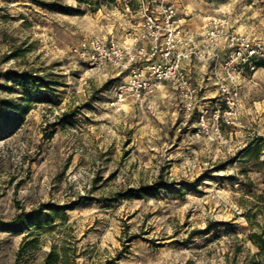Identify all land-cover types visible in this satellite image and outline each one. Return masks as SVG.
Returning a JSON list of instances; mask_svg holds the SVG:
<instances>
[{
  "label": "rangeland",
  "instance_id": "374dc122",
  "mask_svg": "<svg viewBox=\"0 0 264 264\" xmlns=\"http://www.w3.org/2000/svg\"><path fill=\"white\" fill-rule=\"evenodd\" d=\"M173 1L196 30L226 16L264 46V0ZM104 3L0 0V110L18 117L0 119V219L59 210L0 230V264H42L51 248L55 264H247L258 252L247 217L264 219V65L241 82L236 111L218 121L208 111L206 129L169 86L147 105H114L115 69L90 70L69 52L138 19L107 16Z\"/></svg>",
  "mask_w": 264,
  "mask_h": 264
},
{
  "label": "built area",
  "instance_id": "2783aa9c",
  "mask_svg": "<svg viewBox=\"0 0 264 264\" xmlns=\"http://www.w3.org/2000/svg\"><path fill=\"white\" fill-rule=\"evenodd\" d=\"M110 6L105 15L121 11L128 19L122 32L82 38L69 52L90 70L110 67L119 77L114 85L111 103L123 105L128 99L139 106L147 105L162 85L169 86L185 113L198 112V125L207 128L208 111L221 120V111L228 115L241 101V82L246 74L264 65V46L236 32L226 16L208 14L199 30L188 28L178 15L174 1L168 0H105L98 11ZM132 22V23H130ZM126 39L122 43L119 42ZM197 64L207 71L216 88L214 100L204 93L203 86L193 79L184 62Z\"/></svg>",
  "mask_w": 264,
  "mask_h": 264
},
{
  "label": "trees",
  "instance_id": "16d2710c",
  "mask_svg": "<svg viewBox=\"0 0 264 264\" xmlns=\"http://www.w3.org/2000/svg\"><path fill=\"white\" fill-rule=\"evenodd\" d=\"M108 1L112 2L114 0H108ZM22 77L23 74L20 73L11 76V78L14 79V81H18ZM29 79L33 83H36L38 81L40 82L43 80L39 76H35L32 74H29ZM0 119L5 123V125H7V127H12L15 121H17L18 117L14 113L0 110ZM159 185H164V184H162L161 181H157L155 185L152 187V189L154 190L158 189L159 187H161ZM258 197L260 198V202L262 203L258 207L264 208V191H262ZM43 206H45L43 208L51 209V212L38 208V209H31L27 212L23 211L17 213L13 218H11L8 221H3L0 219V230L14 231V232L24 230L25 224L30 226L39 225L41 223H44V221L50 220L52 213H58L59 211L57 208L52 207L51 204H43ZM247 220L249 221V226L251 228L249 232V239L252 241L253 245L258 249V252L255 255H253V257L249 262H247V264H264V219H262V221L259 223L251 222L249 217H247ZM26 232L27 233L25 234V237L27 238L30 231H28L27 229ZM23 249H24V244L20 246L17 252V256L21 254V251ZM58 259H59V253H57L53 248H51L47 252L42 264H55Z\"/></svg>",
  "mask_w": 264,
  "mask_h": 264
},
{
  "label": "crops",
  "instance_id": "0c3cea01",
  "mask_svg": "<svg viewBox=\"0 0 264 264\" xmlns=\"http://www.w3.org/2000/svg\"><path fill=\"white\" fill-rule=\"evenodd\" d=\"M168 1H173V0H168ZM175 2V1H174ZM188 12H185V14H187ZM185 19V22L188 26L189 29L193 30V31H196V27L191 25L190 21L186 18ZM115 34L118 35V31L115 30ZM118 39H120L119 42H123V41H126V39H122L120 38V36H117ZM184 66L185 68L189 71V73L191 74V76L193 77L194 80H196L199 84H201L203 86V89H204V93L208 96L207 92H209L210 94H215L216 93V88L214 87V85L212 84V80L210 78V76H208V73L206 70L200 68L197 64L195 63H190V62H184ZM163 86H167L166 84L165 85H162L161 87Z\"/></svg>",
  "mask_w": 264,
  "mask_h": 264
},
{
  "label": "bare ground",
  "instance_id": "6f19581e",
  "mask_svg": "<svg viewBox=\"0 0 264 264\" xmlns=\"http://www.w3.org/2000/svg\"><path fill=\"white\" fill-rule=\"evenodd\" d=\"M88 7V6H87Z\"/></svg>",
  "mask_w": 264,
  "mask_h": 264
}]
</instances>
